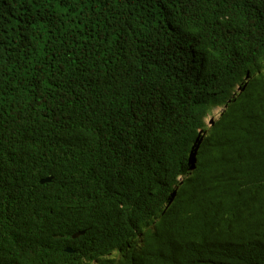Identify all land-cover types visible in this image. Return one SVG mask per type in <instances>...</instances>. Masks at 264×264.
Instances as JSON below:
<instances>
[{
    "label": "trees",
    "instance_id": "1",
    "mask_svg": "<svg viewBox=\"0 0 264 264\" xmlns=\"http://www.w3.org/2000/svg\"><path fill=\"white\" fill-rule=\"evenodd\" d=\"M77 260L264 264V0H0V264Z\"/></svg>",
    "mask_w": 264,
    "mask_h": 264
},
{
    "label": "water",
    "instance_id": "2",
    "mask_svg": "<svg viewBox=\"0 0 264 264\" xmlns=\"http://www.w3.org/2000/svg\"><path fill=\"white\" fill-rule=\"evenodd\" d=\"M215 113H217L216 110H215ZM51 179H52L51 176H46V177L42 178V179L40 180V182H41V183L49 182ZM80 233H82V232H78V233L75 234L74 236H78ZM65 250H66L67 252H72V251H73V250H72L71 248H69V247H67Z\"/></svg>",
    "mask_w": 264,
    "mask_h": 264
},
{
    "label": "rangeland",
    "instance_id": "3",
    "mask_svg": "<svg viewBox=\"0 0 264 264\" xmlns=\"http://www.w3.org/2000/svg\"><path fill=\"white\" fill-rule=\"evenodd\" d=\"M221 107H223V106H221ZM220 107H218L217 109H216V112L217 113H219L221 110L219 109ZM218 115V114H217ZM217 115L215 116V118L217 117ZM73 264H79V261L77 260V261H75Z\"/></svg>",
    "mask_w": 264,
    "mask_h": 264
},
{
    "label": "bare ground",
    "instance_id": "4",
    "mask_svg": "<svg viewBox=\"0 0 264 264\" xmlns=\"http://www.w3.org/2000/svg\"><path fill=\"white\" fill-rule=\"evenodd\" d=\"M219 109L222 111V107H220ZM221 111H220V112H221ZM217 116H218V115H217ZM216 118H217V117H216Z\"/></svg>",
    "mask_w": 264,
    "mask_h": 264
}]
</instances>
